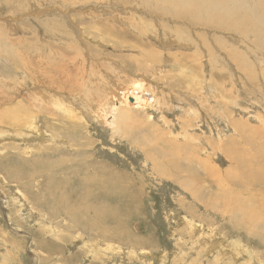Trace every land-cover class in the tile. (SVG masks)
I'll use <instances>...</instances> for the list:
<instances>
[{
    "label": "rangeland",
    "instance_id": "374dc122",
    "mask_svg": "<svg viewBox=\"0 0 264 264\" xmlns=\"http://www.w3.org/2000/svg\"><path fill=\"white\" fill-rule=\"evenodd\" d=\"M179 1L205 10L0 0V264H264V0ZM138 80L157 104L121 101L117 129L94 114L104 116L106 89ZM149 122L210 157L193 185L146 152L156 144L165 157L164 141L143 139L162 136ZM88 162L120 172L121 185H82ZM47 185L65 192L64 205L46 199ZM82 186L90 194L76 204ZM115 221L106 233L118 241L102 237ZM130 235L151 243L135 247Z\"/></svg>",
    "mask_w": 264,
    "mask_h": 264
},
{
    "label": "bare ground",
    "instance_id": "6f19581e",
    "mask_svg": "<svg viewBox=\"0 0 264 264\" xmlns=\"http://www.w3.org/2000/svg\"><path fill=\"white\" fill-rule=\"evenodd\" d=\"M156 1L159 2L160 4L164 5V6H167V7L180 5L181 3H182V5H188L191 7L189 14L193 15V16L199 15L201 12H203L205 10V7H203V6L195 5V3L193 5H192V3H187V2L183 3L182 1H179V0H163V1L162 0H156ZM185 1H190V0H185ZM248 1L250 4L251 3L250 0H230L231 4L237 3L238 5L246 4ZM190 2H192V1H190ZM208 2L224 4L223 0H209ZM254 4H252V6ZM215 14H216V11L208 8V13H206L204 15H215ZM242 16L245 19H249L252 17H256L254 20H262L263 19L262 13H261V15H259L257 13V11L251 10V9H250L249 13L247 12V9H244ZM258 17H259V19H258ZM239 19H241V18H239ZM144 27L147 28V26H144ZM118 30H120V29L118 28ZM120 32H121V30H120ZM179 32H180V30L176 29L175 35L179 34ZM149 34L151 35V33H149ZM146 36H147L146 32L144 31V37H146ZM155 51H156L155 49H151L149 53H152ZM176 54L177 53H171V55H170V57H168V59L170 58L169 59L170 61H171V58L177 59L178 54L177 55ZM77 55L78 54H75V56H77ZM155 57L161 58L159 55H155ZM70 59H71V57H70ZM153 62H154V59H153ZM87 64H88V62H87ZM86 68L88 69V66H86ZM139 69H141V68H139ZM141 83H142V81L138 80L134 83V86H131L128 88H126L124 86H120V85H113L111 88L106 89L107 100L105 101L102 98L103 103L101 105V107L102 106L104 107V109H103L104 110L103 111L104 116L100 115L99 112H102L100 110L96 111V113H94V114L99 119H101L106 125L112 127L113 129H117V124L119 123L120 119L123 117V113H124V111L121 109V104H122L121 101L127 102V101H129V97H130V98H132V103H130V104L133 107H137V108L147 106L148 104L149 105L157 104V102L159 101L158 98L154 94H149V93L144 92V90L141 88L142 87ZM109 95H110V97H109ZM99 97H103V96L97 94L96 98H99ZM91 102H93V101H91ZM125 117H128L127 112H125ZM154 125H152L149 122L145 126L146 127L149 126V128H151V130H153V132H154V130L158 131L159 132L158 134H161L162 136L161 137L157 136L158 137L157 138L156 136L151 135L152 138H147V136L143 135L144 136L143 139L144 140H151L155 137L158 142L160 140L164 141L163 142L164 146L162 147V150H163V153L165 154V157L157 151V147H155L156 144H151L152 142L150 143L151 146L146 145V147L144 148L146 150V152L154 160L155 164L160 168L161 172H163V174L165 176H167L170 179L177 181L181 184H184V185H189L192 183L194 184L197 180L193 179V176H196L198 174L197 168H195V166L199 165L200 167H208L209 165H211L210 157L206 158V155L200 154L199 153L200 150H196L194 148L195 143L188 145L187 142H184L183 144H181V142L176 141L177 142V144H176L171 139L169 140V138H167V136L170 133L171 134L174 133L173 129L168 131V132L167 131L163 132L162 131L163 129H159L158 127H155ZM75 126H76V124L71 121L70 127H69L70 130H73V128ZM136 128H138V127H136ZM134 134L137 135L135 130H133V138L132 139L134 140V137L136 138V141H138V142H136V144L137 145L143 144V142L139 140V137L135 136ZM144 134H145V132H144ZM155 135H157V134H155ZM157 141H153V143L154 142L157 143ZM134 142H135V140H134ZM205 143H207L209 146L212 145V141H209V138H206ZM165 147L170 149L173 153L171 154L170 151L165 150ZM186 147H187L188 152L186 155H183ZM84 154H86V152H83V155ZM83 171H87L88 174L85 178H83L82 185H83V182H90L91 183V189H94L96 191L99 190L102 186V188L104 189V192L107 193V192H110L114 187L121 185L119 178H118L121 173L117 172L113 169L105 168L104 165L97 164V163H95V165H93L92 163L88 162V164H86L85 167L83 168ZM98 174H105L107 177L105 175H102V178L100 179L99 178L100 176L97 178ZM263 176H264V174H262V177ZM193 181H195V182H193ZM193 193H194V190H193ZM44 194H45L46 199L49 202H54V203H58L61 205H64L66 203L67 197L65 196V192L61 189L56 188L53 185H47L46 188L44 189ZM89 194H90V192H88V193L83 192V186H82L80 189V197L76 200V204H83V195L87 196ZM195 198L198 199L196 194H195ZM206 203L208 205H213V197L209 201H208V197H207ZM85 206L87 208V211L92 209V207L90 205H85ZM254 212H255V210L253 208V213ZM253 215H255V214H253ZM114 216H110V217L113 218ZM242 216L247 217L248 215L247 216L242 215ZM255 217H256V215H255ZM250 220H251V218H250ZM109 226H116V221L113 222L112 225H108V226L104 225L102 227V230L99 231V233L101 232L102 237H106L108 234H111L118 241L117 234H115L113 232L106 233L107 232L106 229L109 228ZM130 236L132 238L131 245L135 246V245H140L142 243H144V244L151 243V242H148L147 240H145L143 238H139V236H132V235H130ZM135 247H137V246H135Z\"/></svg>",
    "mask_w": 264,
    "mask_h": 264
},
{
    "label": "water",
    "instance_id": "95a60500",
    "mask_svg": "<svg viewBox=\"0 0 264 264\" xmlns=\"http://www.w3.org/2000/svg\"><path fill=\"white\" fill-rule=\"evenodd\" d=\"M131 100H132V98H131Z\"/></svg>",
    "mask_w": 264,
    "mask_h": 264
}]
</instances>
